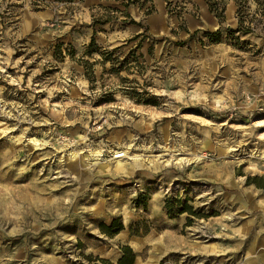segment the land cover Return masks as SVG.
Masks as SVG:
<instances>
[{
	"label": "rangeland",
	"instance_id": "1",
	"mask_svg": "<svg viewBox=\"0 0 264 264\" xmlns=\"http://www.w3.org/2000/svg\"><path fill=\"white\" fill-rule=\"evenodd\" d=\"M83 1L0 0V264H116L124 246L133 264H264V187L246 183L264 176V33L237 46L228 1L222 24L197 0L129 8L142 28L120 22L119 0ZM93 35L137 61L110 73L82 57ZM166 198L204 217L187 226Z\"/></svg>",
	"mask_w": 264,
	"mask_h": 264
},
{
	"label": "trees",
	"instance_id": "2",
	"mask_svg": "<svg viewBox=\"0 0 264 264\" xmlns=\"http://www.w3.org/2000/svg\"><path fill=\"white\" fill-rule=\"evenodd\" d=\"M166 5V9L168 13L171 11L169 10L170 6L172 5L171 0H163ZM229 0H204L207 9L209 13H211L220 24L223 23L224 19V12L226 3ZM235 4V17L237 19V26L234 29L227 28L225 31H228L227 37H231L232 41L236 43V45H241L243 43L240 42L239 36L234 35H253V34H260L264 33V0H252V3L254 4V10H251L250 8V1L249 0H231ZM152 0H122L121 6L124 8V11L119 12L124 19L120 20L122 24H131L134 26H138L142 28L141 24L134 21L128 10L130 6H138L139 9L145 8L148 4L149 7L146 8L145 12L147 14H150L152 11ZM118 12V10H116ZM117 16H109L105 19L101 18H92L91 27H94L96 25H105L111 21H117ZM146 31L143 30L141 33H138L136 36H134L130 41L138 40L136 47L137 49L140 48L141 43L144 39V33ZM204 36L207 39L209 43H219L222 40V29L219 27L217 30L213 32H204ZM240 47V46H239ZM134 50H129L128 53L122 58L119 59L117 53L119 52V48H115L111 51L109 50H102L95 42L94 35L90 38V41L84 46L83 55L82 57H92L94 54L99 55L101 58L100 62L97 61V63H100L102 66L109 62L110 63V73H116L119 72L121 69H126L127 65L131 62L137 61L132 55ZM70 57H72V54H68ZM79 59V64L83 66L84 69V76L86 79L92 83L93 80V64H89L87 61ZM125 94L138 102H142L144 104H154V99L147 97L146 93H138L134 88H129L125 90ZM111 94H104L98 101L99 102H111ZM247 184L253 183L257 188H263L264 187V176L262 177H253V178H247L246 181ZM164 209L167 213V215L171 218H175L178 215L181 214H187L186 217L187 220V226L191 224L190 216L196 217V218H202V214H195L192 211V207L187 204L185 200L182 199H173V198H166L164 201ZM101 231L105 233L108 236L115 235L119 231L122 230V226L118 221H112V223L109 226H101ZM121 256L117 260L116 264H133L134 261V254L132 250L124 246L121 248ZM89 261H92L94 264L96 262H99L100 264H110L109 262L101 259L95 258L94 260H91V257H88Z\"/></svg>",
	"mask_w": 264,
	"mask_h": 264
},
{
	"label": "crops",
	"instance_id": "3",
	"mask_svg": "<svg viewBox=\"0 0 264 264\" xmlns=\"http://www.w3.org/2000/svg\"><path fill=\"white\" fill-rule=\"evenodd\" d=\"M157 1L162 2V5L164 3V9H165V2L163 0H157ZM197 1H199L201 4H203V6H205L207 9V6H206L204 0H197ZM121 2H122V0H119L118 2H116V3L120 4V6H119L120 8L122 7ZM153 2H154V0H153ZM228 2H229V4H227V10H229V12L231 13L235 10V4L231 0H229ZM112 3H115V1H112V0H84L83 6H84L85 10L88 11V10H91L92 8L97 7V6H109ZM130 10H133L135 12H137V11L142 12V9H139L138 6H130ZM163 17H165V16H163L162 14L159 16L160 19H164Z\"/></svg>",
	"mask_w": 264,
	"mask_h": 264
},
{
	"label": "built area",
	"instance_id": "4",
	"mask_svg": "<svg viewBox=\"0 0 264 264\" xmlns=\"http://www.w3.org/2000/svg\"><path fill=\"white\" fill-rule=\"evenodd\" d=\"M121 157H123V156H122V152L115 153V154L113 155V158H114V159H119V158H121Z\"/></svg>",
	"mask_w": 264,
	"mask_h": 264
},
{
	"label": "bare ground",
	"instance_id": "5",
	"mask_svg": "<svg viewBox=\"0 0 264 264\" xmlns=\"http://www.w3.org/2000/svg\"><path fill=\"white\" fill-rule=\"evenodd\" d=\"M122 156H123V154H122ZM181 162V161H180Z\"/></svg>",
	"mask_w": 264,
	"mask_h": 264
}]
</instances>
